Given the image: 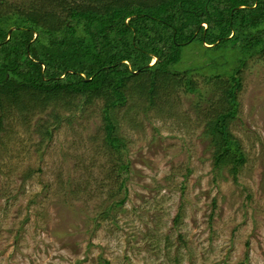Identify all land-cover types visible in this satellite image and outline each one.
<instances>
[{
  "label": "rangeland",
  "instance_id": "374dc122",
  "mask_svg": "<svg viewBox=\"0 0 264 264\" xmlns=\"http://www.w3.org/2000/svg\"><path fill=\"white\" fill-rule=\"evenodd\" d=\"M35 2L0 0V16L28 15ZM42 2L59 24L67 8L93 6ZM214 57L215 74L245 55L194 41L175 68L208 72ZM209 76L194 74L198 92L180 73L151 90L147 74L131 78L108 121V91L0 96V264H264V56L247 60L226 119L244 155L235 177L231 157L215 164L221 144L211 134L232 109L228 85Z\"/></svg>",
  "mask_w": 264,
  "mask_h": 264
},
{
  "label": "trees",
  "instance_id": "16d2710c",
  "mask_svg": "<svg viewBox=\"0 0 264 264\" xmlns=\"http://www.w3.org/2000/svg\"><path fill=\"white\" fill-rule=\"evenodd\" d=\"M87 1L93 6L67 8L61 24L53 13L56 7L45 6L42 0L30 4L28 15L13 7L0 16V96L17 99L32 91L46 99L62 92L92 97L108 91L113 96L105 110L108 121L109 109L124 103L123 89L131 78L147 74L151 90L158 76L180 73L186 89L196 92L194 74L210 75V82L225 80L232 109L217 117L211 134L221 144L215 164L231 157L235 177L244 155L229 138L226 119L235 114V93L247 60L264 56V0ZM63 4L59 6L65 10ZM194 41L206 49L239 48L245 57L230 72L214 74L215 57L203 64L209 66L208 72L201 71L202 66L175 68L182 47ZM153 58L157 61L150 65ZM2 120L0 115V130ZM106 127V141L117 149L113 126Z\"/></svg>",
  "mask_w": 264,
  "mask_h": 264
},
{
  "label": "water",
  "instance_id": "95a60500",
  "mask_svg": "<svg viewBox=\"0 0 264 264\" xmlns=\"http://www.w3.org/2000/svg\"><path fill=\"white\" fill-rule=\"evenodd\" d=\"M12 30H13V29H12ZM12 30L9 31V34L12 32ZM207 47H211V46H208V45H207ZM156 61H157V60H156Z\"/></svg>",
  "mask_w": 264,
  "mask_h": 264
}]
</instances>
